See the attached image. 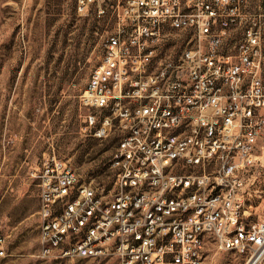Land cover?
<instances>
[{
	"label": "built area",
	"instance_id": "2783aa9c",
	"mask_svg": "<svg viewBox=\"0 0 264 264\" xmlns=\"http://www.w3.org/2000/svg\"><path fill=\"white\" fill-rule=\"evenodd\" d=\"M94 3H108L99 14L113 25L80 96L81 130L119 131L116 189L50 154L35 173L38 255L202 264L214 241L262 264L264 219L246 209L264 134V0H78V10ZM177 38L184 48L167 49ZM219 183L236 186L229 217L217 212Z\"/></svg>",
	"mask_w": 264,
	"mask_h": 264
},
{
	"label": "rangeland",
	"instance_id": "374dc122",
	"mask_svg": "<svg viewBox=\"0 0 264 264\" xmlns=\"http://www.w3.org/2000/svg\"><path fill=\"white\" fill-rule=\"evenodd\" d=\"M263 0H256L260 4ZM89 13L78 0H0V264H117L115 258L40 257L39 187L36 172L55 153L70 159L84 179L116 189L111 166L119 131L98 138L81 130L80 103L100 64L113 19ZM184 38L166 48L180 51ZM248 182L246 213L264 219V134ZM236 250L207 244L203 264H245ZM264 264V260L262 262Z\"/></svg>",
	"mask_w": 264,
	"mask_h": 264
},
{
	"label": "bare ground",
	"instance_id": "6f19581e",
	"mask_svg": "<svg viewBox=\"0 0 264 264\" xmlns=\"http://www.w3.org/2000/svg\"><path fill=\"white\" fill-rule=\"evenodd\" d=\"M216 192H220V198H222V203L217 204V212L220 213L221 217H229V207L227 205H229V199L236 196V186L228 183H219L216 184Z\"/></svg>",
	"mask_w": 264,
	"mask_h": 264
}]
</instances>
